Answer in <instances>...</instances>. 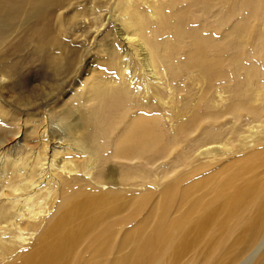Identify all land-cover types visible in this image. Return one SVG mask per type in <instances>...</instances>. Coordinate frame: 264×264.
Listing matches in <instances>:
<instances>
[{
	"label": "bare ground",
	"instance_id": "1",
	"mask_svg": "<svg viewBox=\"0 0 264 264\" xmlns=\"http://www.w3.org/2000/svg\"><path fill=\"white\" fill-rule=\"evenodd\" d=\"M233 3L217 13L223 32L194 26L204 21L195 12H214L216 0H98L87 15L72 18L74 28L61 14L57 29L45 22L39 59L46 54L61 68L66 54L71 66L80 51L82 59L106 41L116 71L90 84L86 133L60 145L45 129L35 145L14 152L0 143V264H178L205 249L209 264H264V0ZM64 7L65 0H38L32 12L54 21ZM232 11L244 17L234 20ZM16 12L0 0V32ZM190 74L196 75L189 84L207 92L231 82L229 106L216 110L206 94L179 123L188 110L180 83ZM161 112L172 121L171 134ZM225 116L233 119L227 130L219 124ZM244 117L245 134L236 126ZM198 129L193 150L203 158L192 164L188 144L173 155ZM172 155L161 177L173 179L146 219L152 178L146 166ZM113 160L138 165L122 162L116 178L106 167ZM213 167L204 190L180 191ZM134 224L144 232L132 233Z\"/></svg>",
	"mask_w": 264,
	"mask_h": 264
},
{
	"label": "rangeland",
	"instance_id": "2",
	"mask_svg": "<svg viewBox=\"0 0 264 264\" xmlns=\"http://www.w3.org/2000/svg\"><path fill=\"white\" fill-rule=\"evenodd\" d=\"M9 1L17 12L15 16H12L4 31L0 32V143H4L2 147H7L11 152H14L22 145H35L33 140L36 138L37 133L45 129L49 130L58 144L69 142L68 137L79 136L87 132V126L91 118V104L87 103L86 96H88V92L92 87L90 84L97 82L105 74L114 73L112 71L113 69L116 71V66H113V64L116 65V60L108 54V43L103 41L97 44L82 59L83 53L80 51V58H77L73 65L68 66L69 57H64L66 56L65 54L62 57L63 60H60L63 66L61 68L54 67V65L45 60L46 54H44L45 58H42V60L37 57V34L38 30L43 28L45 22L48 23L49 28L57 29L56 20L59 14H61V20L65 27H76L77 21L73 22L72 18L87 15L88 8L95 3L97 4L98 0H65L64 9L54 15V21L48 14H45V19L34 14V11L32 12L38 0ZM216 2L220 4L214 12H212L213 10L208 14L199 11L195 12L199 18H204V21L194 24L195 27H220L223 32V23H218L221 16L217 13L223 14L234 3L233 0H216ZM237 17L243 18L244 15L232 11L231 18L236 20ZM71 31L73 32V30ZM98 40L96 42H99ZM110 56L113 57V61L110 60ZM223 68L228 74H235L231 67L224 65ZM194 75L196 74L186 76L180 83L181 86H187V89L182 91L179 96L182 101L187 102L188 110L181 112L180 109H177V111L182 113L178 119L179 123L186 122L190 111L194 107L202 105L200 99L206 94L214 100L216 110L219 111L225 110L231 102V97L227 90L232 86L231 82H217L214 91L207 92L203 87H193L192 84H189L191 77ZM2 84L3 87H1ZM165 91L168 92V89ZM179 104L183 105L182 103ZM159 114L161 119L165 120L167 133L171 134L173 125L168 114L166 112ZM225 122L227 124L224 125L223 129L227 130L232 126V117H223L219 124ZM202 125L199 129H201ZM248 125L246 117L242 118V123L241 120L236 122V126H238L240 132L244 131V134L247 132ZM199 129L190 134L186 138V142L182 143L181 147H178L173 155L186 150L188 144L190 147L189 153L192 156L191 163L196 164L199 162L203 157H198L197 152H194L195 144L192 142V140L198 138ZM236 146L237 143L233 144V147ZM209 147L216 146L210 145ZM204 149L205 147L199 151ZM173 155L150 164L151 167L150 165L146 166L148 172L152 175L151 180H149L150 191L147 196L146 219L160 205L162 187L173 179L162 180L161 177V172L173 159ZM122 162L118 164L113 160V162H108L106 165V167L116 171V178L121 173L120 164ZM128 163L123 165L125 166ZM129 164L128 166H137L138 162L134 161ZM215 170V167H213L197 173L182 183L180 191L204 190L210 184V177ZM135 181L139 182L140 180L136 179ZM160 184L161 187L159 188L158 185ZM116 187L130 189L129 187ZM131 189L134 192L140 190V187ZM151 231L152 225H146L145 233L149 234ZM143 232L144 229L141 228L140 224L133 225L132 233ZM210 261L209 251L205 249L204 252L196 251L188 254L186 259H182L178 264H209Z\"/></svg>",
	"mask_w": 264,
	"mask_h": 264
}]
</instances>
